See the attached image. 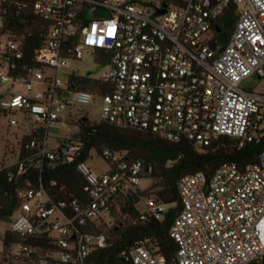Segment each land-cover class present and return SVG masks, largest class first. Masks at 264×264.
<instances>
[{
	"label": "built area",
	"instance_id": "1",
	"mask_svg": "<svg viewBox=\"0 0 264 264\" xmlns=\"http://www.w3.org/2000/svg\"><path fill=\"white\" fill-rule=\"evenodd\" d=\"M93 8L108 17L92 18ZM19 12L42 23L30 57L24 54L29 27ZM223 15L232 30L218 45L216 21ZM83 56L103 68L100 78L70 68ZM80 76L97 83L94 93L69 87ZM251 77L264 81V0H0V113L20 114L27 127L22 137H29L23 159L33 168L79 157L81 144L70 137L54 138L51 147L49 130L63 112L75 109L76 121L85 118L78 112L95 98L100 121L115 128L186 141L197 150L219 137L241 148L264 133V93L246 84ZM93 158L107 159V172L94 173L87 164ZM121 158L89 151L75 164L82 199L56 198L39 180L18 192L9 228L0 234V264H90L106 245L95 229L108 225L103 217L140 190L149 171ZM13 165L17 175L27 170L17 157ZM176 190L180 210L168 232L175 264H262L264 150L254 163H221L209 178L185 175ZM164 210L147 200L139 220H158ZM126 258L172 264L146 242L129 248Z\"/></svg>",
	"mask_w": 264,
	"mask_h": 264
},
{
	"label": "trees",
	"instance_id": "2",
	"mask_svg": "<svg viewBox=\"0 0 264 264\" xmlns=\"http://www.w3.org/2000/svg\"><path fill=\"white\" fill-rule=\"evenodd\" d=\"M17 17H26L24 26L26 25V29L29 27V35L25 36L24 54L30 57L41 43L42 23L37 19H30L25 12H19ZM216 25L226 36L232 30L228 15L218 18ZM21 27L23 26L20 25V29ZM69 87L94 93V89L99 86L91 79L80 76L71 77ZM76 127L77 131L70 138L81 144V151L73 162L45 161L38 168H33L23 159L22 146L29 137L20 138L17 160L27 170L17 175L15 165L0 168V223H7L16 210L18 192L29 186H36L38 180L56 198H84V181L75 171V164L86 160L89 151H94L100 157L104 151L120 153L122 162H142L144 168L149 169L144 179L150 180V185L144 190H136L135 193L127 195L118 203L117 208L111 210V219L115 213L122 217L118 227L101 225L95 229L105 235L106 245L92 253L90 264H130L126 253L129 248L140 242H146L156 254L175 264L176 246L169 238L168 232L180 210L176 190L178 179L198 172L209 178L223 162H234L238 165L254 163L264 150V133L241 148L236 147L233 140L219 137L208 147L197 150L186 141L171 143L146 131L118 129L102 121H77ZM103 159L109 163L107 159ZM9 174H12L11 178ZM50 183H55V186H49ZM149 195H152L156 204L166 206V210L158 220L146 217L144 221H140L135 205L142 197ZM261 263L264 264V259Z\"/></svg>",
	"mask_w": 264,
	"mask_h": 264
},
{
	"label": "rangeland",
	"instance_id": "3",
	"mask_svg": "<svg viewBox=\"0 0 264 264\" xmlns=\"http://www.w3.org/2000/svg\"><path fill=\"white\" fill-rule=\"evenodd\" d=\"M70 68L78 70L80 74L85 73L86 71H91V77L98 79L103 72V68L93 62L88 56H83L78 62L71 63ZM62 72H59V77H61ZM248 85L252 88V91L257 93H264V81L257 80L254 77H251L247 80ZM243 85V84H242ZM0 86V92L2 91ZM99 99H93L89 105L85 106L82 111H79L78 114L84 116L89 122H99ZM76 115L77 112L75 109L70 110L69 112H63L60 114L59 125L55 129L49 130V145L55 147L56 142L54 138L66 139L70 137L73 133L76 132ZM15 119L18 124L21 126L17 129L8 127V121ZM27 127L24 126V121L22 120L20 114L15 113L14 116H9L4 113H0V163L3 165L9 166L16 162L17 152H18V143L22 135L26 132ZM87 164L92 168L94 173L107 172L108 165L99 158H93L89 160ZM150 185V180L142 179L139 182V189L144 190ZM152 195L147 197H142L139 202L135 205V208L139 212H144L146 208V201L152 200ZM104 221L108 224L107 227L115 226L118 227L119 223L122 220L117 213L113 219L109 216L103 217ZM9 228L8 223H0V234H2L6 229Z\"/></svg>",
	"mask_w": 264,
	"mask_h": 264
},
{
	"label": "water",
	"instance_id": "4",
	"mask_svg": "<svg viewBox=\"0 0 264 264\" xmlns=\"http://www.w3.org/2000/svg\"><path fill=\"white\" fill-rule=\"evenodd\" d=\"M91 17L92 18H106V17H108V13L106 11H103V10L99 9V8H93L91 10ZM215 32L218 33L217 39H216L217 44L218 45H223L226 42V35L221 33L219 31V29H217V28H215ZM86 75L87 76L90 75V72H87ZM63 95L67 96L68 93L65 92ZM85 121H87L86 118H81L80 119V122H85Z\"/></svg>",
	"mask_w": 264,
	"mask_h": 264
}]
</instances>
